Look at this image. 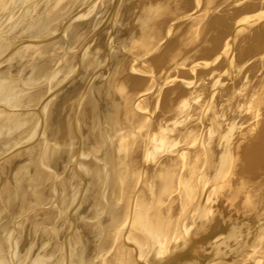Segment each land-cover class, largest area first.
Segmentation results:
<instances>
[{
	"label": "bare ground",
	"instance_id": "bare-ground-1",
	"mask_svg": "<svg viewBox=\"0 0 264 264\" xmlns=\"http://www.w3.org/2000/svg\"><path fill=\"white\" fill-rule=\"evenodd\" d=\"M0 264H264V0H0Z\"/></svg>",
	"mask_w": 264,
	"mask_h": 264
}]
</instances>
